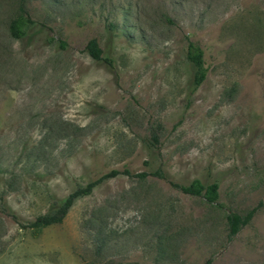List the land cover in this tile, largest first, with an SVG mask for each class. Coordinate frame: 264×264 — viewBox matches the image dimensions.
Masks as SVG:
<instances>
[{
  "label": "rangeland",
  "instance_id": "374dc122",
  "mask_svg": "<svg viewBox=\"0 0 264 264\" xmlns=\"http://www.w3.org/2000/svg\"><path fill=\"white\" fill-rule=\"evenodd\" d=\"M19 5L33 25L14 40ZM187 41L207 69L192 94ZM124 169L216 183V206L117 175L19 228ZM253 207L227 242L225 214ZM206 261L264 264V0H0V264Z\"/></svg>",
  "mask_w": 264,
  "mask_h": 264
},
{
  "label": "trees",
  "instance_id": "16d2710c",
  "mask_svg": "<svg viewBox=\"0 0 264 264\" xmlns=\"http://www.w3.org/2000/svg\"><path fill=\"white\" fill-rule=\"evenodd\" d=\"M33 22L29 20L26 12L19 5L17 17L10 22L9 35L14 40L22 39ZM62 47V45L60 44ZM84 51L95 62H101L110 66V61L102 57V52L98 48L94 39L89 40L85 46ZM185 59L191 68V81L189 87V94H192L204 81L207 69L204 66L203 55L200 48L194 43L187 41L185 46ZM150 140L156 142L154 134H150ZM117 175H123L127 178H136L138 180H145L147 177H154L163 181H166L169 187L178 191L179 193L196 197L203 200L204 203L211 206H216L218 199V186L216 183L202 184L200 181L193 179L186 185L177 184L169 181L160 169H155L150 172H142L132 175L128 170L124 169L121 172L110 171L96 178L93 181L88 182L83 187L75 188L69 193L63 201L52 211L36 216L32 221L25 225L18 224L19 228L27 229L32 235L39 234L43 229L60 224L72 207L74 202L82 197L89 195L92 190L103 183L106 180L116 177ZM258 207H253L243 214L236 212H228L225 214V232L226 240L230 242L245 226H247L255 215ZM12 220L15 218L9 215ZM99 231L92 234L95 241H99L96 246V250L101 246L102 240L100 239ZM208 264V261L205 262Z\"/></svg>",
  "mask_w": 264,
  "mask_h": 264
}]
</instances>
